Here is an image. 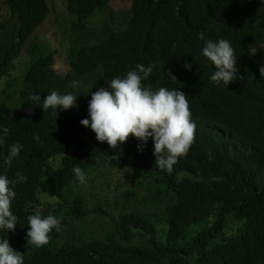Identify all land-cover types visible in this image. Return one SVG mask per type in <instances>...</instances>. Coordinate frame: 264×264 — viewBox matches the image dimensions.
I'll use <instances>...</instances> for the list:
<instances>
[{"label":"trees","instance_id":"1","mask_svg":"<svg viewBox=\"0 0 264 264\" xmlns=\"http://www.w3.org/2000/svg\"><path fill=\"white\" fill-rule=\"evenodd\" d=\"M50 1L0 0V128L9 129L0 145V175L10 180H17V173L27 177L15 184L16 229L0 230V240L8 239L24 254V264H264V88L253 89L245 77L241 89L249 90L240 97L239 91L240 105L225 99L218 89L204 85L208 67L201 54L207 40L226 39L247 64L251 47L264 49V0H65L68 47L58 49L40 46L37 37L40 26L55 13ZM111 1L128 2L129 7L107 16ZM23 49L32 63L23 78L15 80L10 73L13 59ZM54 58H72L65 74L58 75ZM186 63L192 65L190 70ZM137 64L153 68L143 81L146 87L184 92L194 116L217 123L213 134L196 130L193 153L182 161L181 181L157 172L155 161L137 152L135 138L112 149L106 142H93L92 134L91 152L74 153L69 140L83 131L77 118L80 108H42L53 90L76 95L80 102L83 88L89 94L109 88L113 78H124ZM60 81L67 84L62 89ZM204 92L210 96L213 118L205 113ZM35 95L41 99L31 101ZM64 127L62 151L55 136ZM147 143L152 146V138ZM12 144L23 147L6 164ZM77 166L86 184L76 179ZM51 199L62 211L52 203L44 206ZM37 212L45 218L62 217L61 229L67 231L89 215L100 216L109 227L101 240L83 242L78 235L56 254L32 252L24 222Z\"/></svg>","mask_w":264,"mask_h":264},{"label":"clouds","instance_id":"2","mask_svg":"<svg viewBox=\"0 0 264 264\" xmlns=\"http://www.w3.org/2000/svg\"><path fill=\"white\" fill-rule=\"evenodd\" d=\"M200 39H204L203 33H200ZM201 54L208 67L203 75L204 85H212L225 99H232L233 102L239 104V91L240 97L243 91L249 90L247 87L241 89L245 77H248V82L253 83V89L263 90L264 49L258 52L256 47H251L247 52L248 62L245 64L237 55L234 45L228 40L213 41L209 39L201 49ZM19 57L13 59L14 69L10 72L11 76L15 70V62ZM27 57L28 64L20 78H23L32 63V56L27 55ZM54 59L58 75L65 74L72 58H67V63L66 58ZM185 67L190 70L192 65L186 63ZM152 70V67L137 64L135 70L129 71L124 78H113L109 83V88L102 87L91 94L80 93V102L76 95L60 94L53 90L43 99L42 108L44 111L48 109L67 111L75 107L76 109L80 108L77 118L78 125L83 131L69 140L74 153L86 155L91 152L92 145L88 140L92 134L95 136V138H91L93 142H97L101 146L106 142L112 149L119 148L130 138H135L133 143H137L135 144L137 152H146L150 159L155 161L157 172L174 174L180 180L183 178L182 161L186 160L190 153H193L192 145L195 143L196 130L203 128L205 124L213 126L211 128H217V123L215 120L211 123L202 121L194 116L190 99L188 100V96L184 92L175 89L169 90L166 87H159L157 90H153L150 86L146 87L143 81L149 77ZM171 77L176 81L174 76ZM59 85L62 89L67 84L60 81ZM75 85L74 81L73 86ZM201 96L208 106L205 113L209 118H213L209 106V94L204 92ZM29 99L39 101L41 98L35 95L30 96ZM65 128L58 136H55L62 151ZM0 132L3 133L0 135V145H3L4 137L7 136L9 129L0 128ZM207 133L210 135L209 132ZM35 138L38 140L39 136L37 135ZM149 138H152V146L147 143ZM22 147L23 145L20 144L10 145L5 163L11 164L12 160L19 155ZM130 163L131 159L128 158L126 166ZM174 165L176 166L173 169ZM73 173L80 184H86V175L80 167H74ZM125 173L126 170L123 169V177L126 176ZM26 180L27 177L20 173H17V180H10L6 175H0V230H6L8 233L15 231L18 224V217L12 211V202L16 196L15 184ZM120 183L123 184L124 181L120 179ZM97 185L99 184L95 181L94 187ZM49 203H52L57 211H62L63 208H58L54 199L46 200L44 206L48 207ZM87 217L78 220L72 230L67 231L61 229L62 217L57 218L53 214H48L45 218L39 212L30 215L24 222L27 245L32 247V252L50 251L56 254L65 245L73 242L78 235L82 237L83 242L103 239L105 235L95 238L90 228L81 224ZM0 264H24V254L16 251L8 239L0 240Z\"/></svg>","mask_w":264,"mask_h":264},{"label":"rangeland","instance_id":"3","mask_svg":"<svg viewBox=\"0 0 264 264\" xmlns=\"http://www.w3.org/2000/svg\"><path fill=\"white\" fill-rule=\"evenodd\" d=\"M64 2L65 0L50 1L55 9V13L48 19L47 23L41 25V28L39 27L40 29L37 31V37L40 39L41 43L40 46H46L50 49H58L61 45L66 48L68 47L69 31L66 26L69 18L66 17ZM128 7V2L122 3L119 1H111L108 4V9H106L104 13L108 16L113 11L126 9ZM74 41L76 46L79 45L80 42L76 38H74ZM67 62L66 58V63ZM27 64L28 57L25 53V49H23L20 57L15 62V70L12 72V77L15 78V80H18L21 77ZM2 84H4V80H2ZM86 92V88H83L80 93L84 94ZM81 224L89 227L95 238H101L104 236L109 227L104 219H101L100 216L96 215L88 216Z\"/></svg>","mask_w":264,"mask_h":264},{"label":"bare ground","instance_id":"4","mask_svg":"<svg viewBox=\"0 0 264 264\" xmlns=\"http://www.w3.org/2000/svg\"><path fill=\"white\" fill-rule=\"evenodd\" d=\"M208 1H209V0H208ZM216 1H217V0H216ZM219 1H220V0H219ZM226 1H227V0H226ZM229 1H230V0H229ZM229 1H228V2H229ZM240 1H241V0H240ZM244 1H245V0H244ZM248 1H249V0H248ZM204 2H205V1H204ZM209 2H210V1H209ZM222 2H223V1H222ZM233 2H234V1H233ZM233 2H232V3H233ZM241 2H243V1H241ZM241 2H240V4H241ZM202 3H203V2H202ZM202 3H201V4H202ZM214 3H215V2H214ZM214 3H213V4H214ZM218 3H219V2H218ZM229 3H230V2H229ZM238 3H239V2H238ZM221 4H222V3H221ZM226 4H227V3H226ZM235 4H237V3H235ZM240 4H239L238 7L241 6ZM248 4H249V3L247 2V5H248ZM205 5H206V4H205ZM205 5H204V6H205ZM209 5H210V4H209ZM218 5H219V4H218ZM250 5H251V4H250ZM207 6H208V4H207ZM221 6H222V5H221ZM225 6H226V5H225ZM227 6H228V5H227ZM231 6H232V5H231ZM242 6H243V4H242ZM251 6H252V5H251ZM208 7H210V6H208ZM218 7H219V6H218ZM222 7H223V6H222ZM234 7H235V6H234ZM234 7H233V8H234ZM247 7H248V6H247ZM241 8H242V7H241ZM249 8H251V7H249ZM200 9H201V8H200ZM213 9H214V8H213ZM216 9H219V8H216ZM216 9H214V10H216ZM222 9H223V8H222ZM231 9H232V7H231ZM201 10H202V9H201ZM206 10H207V9H206ZM211 10H212V9H211ZM233 10H234V9H233ZM196 11H197V10H196ZM207 11H209V10H207ZM215 12H216V11H215ZM215 12H214V13H215ZM199 13H200V12H199ZM201 13H202V12H201ZM204 13H205V12H204ZM204 13H203V14H204ZM216 13H217V12H216ZM207 14H208V13H207ZM218 14H219V13H218ZM221 14H222V13H221ZM204 15H206V14H204ZM213 15H214V14H213ZM197 16H198V15H197ZM201 16H202V15H201ZM193 17H194V16H193ZM195 18H196V17H195ZM199 18H200V17H199ZM211 18H212V20L214 19V17H211ZM219 18H220V17H219ZM197 19H198V18H197ZM203 19H204V18H203ZM205 19H206V18H205ZM215 19H216V18H215ZM200 20H201V19H200ZM200 20H199V21H200ZM197 21H198V20H197ZM204 21H205V20H204ZM206 21H207V20H206ZM219 21H220V20H219ZM222 21H223V20H222ZM241 21H242V19H241ZM241 21H239V22H241ZM208 22H209V21H208ZM205 23H206V22H205ZM220 23H221V22H220ZM201 24H202V23H201ZM211 24H212V22H211ZM224 24H225V23H224ZM195 25H196V24H195ZM197 25H198V24H197ZM199 25H200V24H199ZM202 25H203V24H202ZM216 25H217V24H216ZM225 25H226V24H225ZM213 26H214V25H213ZM219 26H220V25H219ZM223 26H224V25H223ZM194 27H195V26H194ZM196 27H197V26H196ZM196 27H195V28H196ZM210 28H211V27H210ZM212 28H213V27H212ZM197 29H198V28H197ZM194 30H195V29H194ZM219 30H220V29H219ZM189 32H190V30H189ZM191 32H192V31H191ZM215 32H216V31H215ZM185 35H186V34H185ZM247 35H248V34H247ZM244 37H245V36H244ZM187 40H189V39H187ZM166 48H167V47H166ZM161 51H162V50H161ZM166 52H168V51L166 50L165 53H166ZM162 54H163V53H162ZM177 54H178V53H177ZM164 56H165V54H164ZM173 56H174V55H173ZM179 56H180V55H178V58H179ZM161 57H162V56H161ZM166 57H167V56H166ZM170 57H171V56H170ZM174 57H175V56H174ZM175 58H176V57H175ZM178 58H177V59H178ZM158 59H159V58H158ZM163 60H164V59H163ZM160 61H161V60H160ZM166 61H167V60H166ZM166 61H164V63H166ZM158 62H159V61H158ZM159 63H160V62H159ZM175 64H176V63H175ZM166 65H167V64H166ZM178 66H179V65H178ZM159 67H160V66H159ZM159 67H157V68H159ZM175 68H176V66H175ZM172 69H173V68H172ZM160 70L162 71V68L159 69V71H160ZM122 73H123V72H122ZM159 73H160V72H159ZM162 73H163V72H162ZM175 73H176V72H175ZM152 74H154V73H152ZM154 75H155V74H154ZM167 76H168V75H167ZM155 77H156V76H155ZM159 77H160V76H159ZM162 78H163V77H162ZM154 79H156V78H154ZM159 80H160V79H159ZM167 81H168V80H167ZM167 81H166V82H167ZM143 83H144V82H143ZM159 84H160V83H159ZM161 84H162V83H161ZM163 85H164V84H163ZM167 86H168V85H167ZM161 87H162V86H161ZM154 88H155V87H154ZM156 88H157V87H156ZM208 125H209V124H205V125H203V128H204L207 132L213 134L212 131H210V130H212V129H217V128H212V129H211V127H213V126H208ZM216 127H217V126H216ZM224 131H226V130H224ZM213 132H214V131H213ZM223 135H226V132H223ZM141 173H142V172H141ZM166 176H167V175H166ZM171 176H172V175H171ZM168 177H169V176H168ZM170 178H171V177H170ZM129 179H130V178H129ZM168 179H169V178H168ZM160 180H161V179H160ZM169 181H170V180H169ZM133 182H134V181H133ZM159 182H160V181H159ZM159 182H158V183H159ZM165 182H166L165 179H163V183H162V184H164ZM158 183H157V184H158ZM162 184H161V185H162ZM136 185H137V184H136ZM123 186H124V184H123ZM159 186H160V185H159ZM165 186H166V185H165ZM165 186L163 185L164 188L167 187V186H166V187H165ZM154 187H155V186H154ZM159 188H160V187H159ZM133 189H134V188H133ZM142 189H144L143 186H142ZM152 189H154V188H152ZM152 189H151V190H152ZM157 189H158V188H157ZM161 189H162V188H161ZM161 189H160V191H161ZM166 189H167V188H166ZM129 190H130V189H129ZM144 190H145V189H144ZM149 190H150V189H149ZM154 190H155V189H154ZM154 190H153V191H154ZM120 191H121V188H120ZM124 191L126 192L125 188H124ZM130 191H131V190H130ZM162 191H163V190H162ZM162 191H161V192H162ZM164 191H165V190H164ZM151 192H152V191H151ZM154 192H155V191H154ZM154 192H153V194H155ZM156 192H157V191H156ZM137 193H138V192H137ZM137 193H136V195H137ZM149 193H150V192H149ZM145 194H146V193H145ZM156 194H157V193H156ZM156 194H155L154 196H156ZM128 195H129V194H128ZM138 195H139V194H138ZM141 195H142V193H141ZM158 195H159V194H158ZM158 195H157V196H158ZM144 196H145V195H144ZM147 196H148V194H147ZM159 196H160V195H159ZM159 196H158V197H159ZM151 197H152V196H151ZM151 197H150V198H151ZM154 198H155V197H154ZM156 199H158V198H156ZM150 200H151V199H150ZM155 202H157V201H155ZM207 209H208V208H207ZM254 217H255V215H254ZM257 219H258V218H257ZM259 221H260V219H259Z\"/></svg>","mask_w":264,"mask_h":264}]
</instances>
